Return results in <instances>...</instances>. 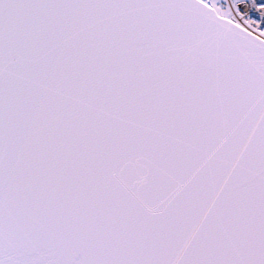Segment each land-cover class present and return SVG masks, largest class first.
Masks as SVG:
<instances>
[{"label": "snow or ice", "instance_id": "1", "mask_svg": "<svg viewBox=\"0 0 264 264\" xmlns=\"http://www.w3.org/2000/svg\"><path fill=\"white\" fill-rule=\"evenodd\" d=\"M0 264H264V0H0Z\"/></svg>", "mask_w": 264, "mask_h": 264}]
</instances>
